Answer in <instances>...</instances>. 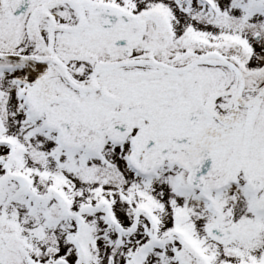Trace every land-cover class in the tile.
Returning <instances> with one entry per match:
<instances>
[{
	"label": "snow or ice",
	"instance_id": "1",
	"mask_svg": "<svg viewBox=\"0 0 264 264\" xmlns=\"http://www.w3.org/2000/svg\"><path fill=\"white\" fill-rule=\"evenodd\" d=\"M0 264H264V0H0Z\"/></svg>",
	"mask_w": 264,
	"mask_h": 264
}]
</instances>
